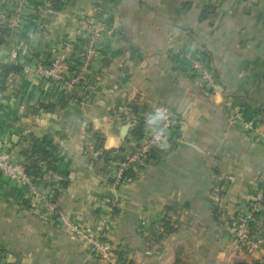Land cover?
Listing matches in <instances>:
<instances>
[{
  "label": "crops",
  "instance_id": "obj_1",
  "mask_svg": "<svg viewBox=\"0 0 264 264\" xmlns=\"http://www.w3.org/2000/svg\"><path fill=\"white\" fill-rule=\"evenodd\" d=\"M86 20L104 33L87 84L69 91L38 69L67 46L73 70L83 67ZM3 24L13 34L0 45V63L24 71L0 89V140L23 167L34 146L50 158L31 182L0 175L7 264H104L72 227L95 231L113 199L112 240L134 264H264V207L251 225L253 248L236 249L232 231L264 192V143L255 132L264 128V0H0ZM193 61L214 74L217 91ZM63 99L53 112L41 107ZM164 111L183 119L175 148L112 190L113 159L132 148L141 116ZM93 133L111 152L108 164L86 151ZM33 184L55 205L47 219L28 200ZM167 215L175 232L161 238Z\"/></svg>",
  "mask_w": 264,
  "mask_h": 264
},
{
  "label": "built area",
  "instance_id": "obj_2",
  "mask_svg": "<svg viewBox=\"0 0 264 264\" xmlns=\"http://www.w3.org/2000/svg\"><path fill=\"white\" fill-rule=\"evenodd\" d=\"M13 22V20L10 21L11 24ZM81 30L88 37L87 45L82 55V68L78 71L73 70L71 57L74 54V49L72 46H67L64 52L56 53L48 65L44 64L38 69L42 77L61 83L69 91L87 84L84 76L87 74L91 62L97 56L96 42L104 33L103 28L100 26L91 27L90 21L87 20L82 23ZM192 69L206 88L212 91L218 90L214 74L205 68L200 61H193ZM158 119L159 122L153 129L148 130L141 139L132 140V148L127 149L126 152L121 154V158L115 161L114 169L109 179V185H111L112 190L118 189L124 183V176L127 171L133 170L140 173L141 167L145 165L146 160L150 156L160 151H168L172 147V141L176 140L178 131L182 126V118L175 113L164 111L158 116ZM237 119L239 118L237 117ZM244 126L247 129L250 128L249 125L244 124ZM255 132L264 143V128L257 127ZM86 151L89 153L94 151L93 142H88ZM0 175L10 180L31 182V178L25 174L24 167L11 160L6 150V142L3 140H0ZM28 200L39 208L45 218H49L55 213V205L50 197L39 193L34 184L28 195ZM111 203L109 214L98 220L95 231H88L76 226H74L73 231L75 234L86 238L89 242L91 253L105 264H127L126 259H121L112 244L111 233L114 225L112 218L117 200L113 199ZM263 207L264 192L259 191L248 203L245 210L237 216L232 226L236 249L254 247L255 241L251 234L250 225L254 222L256 214L263 210ZM0 264L7 263L0 258Z\"/></svg>",
  "mask_w": 264,
  "mask_h": 264
},
{
  "label": "trees",
  "instance_id": "obj_3",
  "mask_svg": "<svg viewBox=\"0 0 264 264\" xmlns=\"http://www.w3.org/2000/svg\"><path fill=\"white\" fill-rule=\"evenodd\" d=\"M94 16L97 17V13ZM12 34H13V28L11 26H9L8 24L0 25V45L3 44L4 41L6 40V38L10 37ZM46 65H48V64H46ZM23 71H24V69L21 66L0 63V89L3 91L6 90L8 88V85L10 84V82L12 80H14L15 78L21 76ZM65 104H66L65 99H63L60 102H57V103L52 104V105L51 104L50 105L42 104L41 107L45 110H50L51 112H53L57 106L63 107ZM131 110L136 115L140 114L139 108L135 105H133L131 107ZM182 121H183V119H182ZM158 122H159V119L155 116L147 115L146 118L141 116L140 122L136 125L132 134L135 135L137 139H141L145 135L146 131L149 128L155 127ZM92 137H93V143H94V151H93L92 160L95 161L96 159H98V157L99 158L103 157L105 159V164H108L109 162H111L112 161L111 152L105 151L103 149V142H104L103 137L98 133H93ZM175 146H176V141L174 140V141H172V147L168 151H160V152L154 153L152 156H150L148 158V160H146L145 165L151 163L152 161L159 160V158H161L160 156H161L162 152H167V154L170 153V151L172 152V150L175 148ZM126 151H127L126 149H123L121 152L124 153ZM98 153H101V154L98 156L97 155ZM31 154H32V156L28 159L27 163L24 166L25 174L30 178L31 177L32 178L43 177L45 174V171L42 168V164L45 162H47V163L49 162V164H50L48 149L43 147V146H34L31 149ZM164 154H166V153H164ZM120 158H121V156H118L117 158L113 159V161L114 160L117 161ZM144 166L141 167V170H143ZM138 174H140V173L135 172L133 170L127 171L125 173V176H124V183L135 178V176H137ZM169 208H170L169 213H172L174 210V206L171 205ZM262 211L259 212L258 214H256L255 220L262 213ZM37 212L39 213L40 216L42 215V213L39 210ZM41 218L47 219L43 216ZM251 225H252V223H251ZM251 225H250V230H251ZM162 226H163L162 227L163 231L161 234V238L169 236L170 234L175 232V228H174V225L172 223V218L169 215H167L164 218ZM251 234H252V232H251ZM112 244L115 246V244L113 242H112ZM115 249H116L117 254L121 257V259H124L125 258V252L119 250V248H117L116 246H115ZM4 257H5L4 252L0 253V258L4 259ZM130 264H133V263L130 261Z\"/></svg>",
  "mask_w": 264,
  "mask_h": 264
},
{
  "label": "water",
  "instance_id": "obj_4",
  "mask_svg": "<svg viewBox=\"0 0 264 264\" xmlns=\"http://www.w3.org/2000/svg\"><path fill=\"white\" fill-rule=\"evenodd\" d=\"M124 123H125V126L123 128L122 135H123V138L126 139V137L129 135V132H130V129H131V125L126 123V121H124Z\"/></svg>",
  "mask_w": 264,
  "mask_h": 264
},
{
  "label": "rangeland",
  "instance_id": "obj_5",
  "mask_svg": "<svg viewBox=\"0 0 264 264\" xmlns=\"http://www.w3.org/2000/svg\"><path fill=\"white\" fill-rule=\"evenodd\" d=\"M88 145V144H87ZM87 145H86V147H87ZM73 228L74 227H72V230H73ZM76 228V227H75ZM72 233H74V231L72 232ZM75 234V233H74ZM77 237L78 238H80V239H83L84 241H86L88 244H89V242L86 240V238H83V237H81V236H79V235H77ZM111 238H112V235H111ZM113 243H114V241H113ZM125 259H126V262H127V264H130V259L129 258H127V256L125 257ZM104 263V262H103ZM105 264V263H104ZM134 264V263H133Z\"/></svg>",
  "mask_w": 264,
  "mask_h": 264
}]
</instances>
